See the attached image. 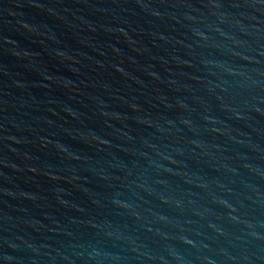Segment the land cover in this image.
Returning a JSON list of instances; mask_svg holds the SVG:
<instances>
[{
	"label": "water",
	"instance_id": "obj_1",
	"mask_svg": "<svg viewBox=\"0 0 264 264\" xmlns=\"http://www.w3.org/2000/svg\"><path fill=\"white\" fill-rule=\"evenodd\" d=\"M0 264H264V0H0Z\"/></svg>",
	"mask_w": 264,
	"mask_h": 264
}]
</instances>
